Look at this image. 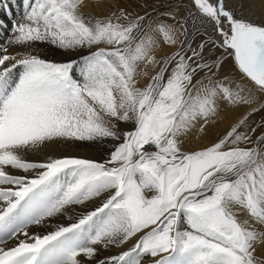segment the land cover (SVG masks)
<instances>
[{
    "label": "snow or ice",
    "instance_id": "1",
    "mask_svg": "<svg viewBox=\"0 0 264 264\" xmlns=\"http://www.w3.org/2000/svg\"><path fill=\"white\" fill-rule=\"evenodd\" d=\"M19 7L0 24V264H264V12Z\"/></svg>",
    "mask_w": 264,
    "mask_h": 264
},
{
    "label": "rangeland",
    "instance_id": "2",
    "mask_svg": "<svg viewBox=\"0 0 264 264\" xmlns=\"http://www.w3.org/2000/svg\"><path fill=\"white\" fill-rule=\"evenodd\" d=\"M96 1L93 0V4H95ZM117 3L121 7H127V8H129V10L136 11V12H139L141 14H143L145 11L152 12L153 14H155L156 12H161L159 9L162 10V9H165L167 7V3H165V0L164 1L161 0V2H160V0H104V1L102 0V6H104V8L107 10L110 7H113L114 4H117ZM241 3L244 4V10L246 12H252L255 17H259L260 14L262 13V11L258 7V5L254 4V3L247 2L245 0H229V4L233 8H239ZM145 5H146V7H145ZM182 11L183 10L176 12V15L178 17L183 16L184 14H182ZM84 12L86 13L85 8H84ZM106 13L104 12V14H106ZM89 14L93 15L92 13H89ZM96 15L99 17L98 14H96ZM176 26L179 27V25H176ZM189 30L190 31L192 30V22L191 21L189 22ZM193 39L195 40L196 43H199L202 40H206L207 37H204L203 35H197V36H194ZM172 51H174V49L170 50V52H172ZM170 52H167V48H163L157 52V55L164 56ZM42 55H46L48 58L53 59V60H60V59L64 58V57H62V55L59 52H52V51H48L47 49L45 50L44 53H42ZM229 71H231V70H229ZM242 110L243 109H241L240 111L242 112ZM261 115H264V113L255 117L254 120L258 121ZM223 131H224V129H222L219 132H223ZM215 132L217 133V131L213 127L208 128V133L212 135V136H210V138H215V134H216ZM207 140H208V138H207ZM187 143L193 144V141L189 139V142H186V144ZM58 151H60V152L68 151L70 154L81 155V156H96L97 155V149L95 147H91L87 144L81 145L79 147H73V148H70L67 150L60 148Z\"/></svg>",
    "mask_w": 264,
    "mask_h": 264
},
{
    "label": "bare ground",
    "instance_id": "3",
    "mask_svg": "<svg viewBox=\"0 0 264 264\" xmlns=\"http://www.w3.org/2000/svg\"><path fill=\"white\" fill-rule=\"evenodd\" d=\"M245 1L258 5L260 10L262 12H264V0H245ZM6 2L9 4V8L6 10L8 14L5 15L4 11H0V24H2L4 26L9 25V22L11 19L17 18L19 16L20 11H21V9L19 7V0H6ZM160 2H161V0H160ZM179 2H180V0H165V3H167V7L165 9H162V10L159 9V10L164 11V10L168 9L170 5L175 6V5L179 4ZM85 3H86V7H85L86 14L92 13L95 16H97L96 14H98L99 17H101L104 15V12L106 13L108 11L107 9L104 8V6H102V0H97L95 2V4H93V0H85ZM182 14H184L183 11H182ZM4 35H5V28L0 27V37H2ZM204 37H206V36H204ZM171 49L172 48H167V52H170ZM216 55H219V53H217ZM230 63H231L230 61L225 63V69H224L225 71L231 70ZM243 111H244V109L242 110V112ZM260 114H262V113L257 114L256 116L253 117V119H255V117L259 116ZM234 119H235L234 114H232L230 112L223 113L221 120H219L217 125L213 128L217 132H219L222 129H225L227 124L231 123ZM203 136H204V134L201 133L199 130H197L195 133L191 134L189 137V139L193 141V144L187 143L185 147L189 148L190 150H198L199 148L203 147L204 145H206L208 143L207 138H203ZM210 136H212V135L210 134Z\"/></svg>",
    "mask_w": 264,
    "mask_h": 264
}]
</instances>
